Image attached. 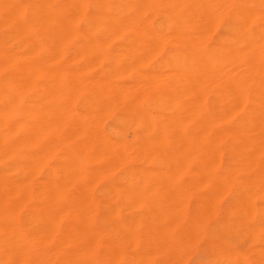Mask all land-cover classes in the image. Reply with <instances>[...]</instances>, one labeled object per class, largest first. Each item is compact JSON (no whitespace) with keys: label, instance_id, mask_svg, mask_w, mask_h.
I'll return each mask as SVG.
<instances>
[{"label":"bare ground","instance_id":"1","mask_svg":"<svg viewBox=\"0 0 264 264\" xmlns=\"http://www.w3.org/2000/svg\"><path fill=\"white\" fill-rule=\"evenodd\" d=\"M0 32V152L17 174L0 177L3 264H42V241L71 210L94 230L86 213L102 191L121 192L136 213V237L123 229L135 237L130 249L144 239L174 259L196 229L184 217L190 193L229 192L236 224L252 234L264 227V0H0ZM9 42L15 50L2 46ZM207 198L201 206H214ZM24 218L34 233L39 221L53 232L15 230ZM119 226L109 232L123 233ZM233 251V264H248Z\"/></svg>","mask_w":264,"mask_h":264},{"label":"rangeland","instance_id":"2","mask_svg":"<svg viewBox=\"0 0 264 264\" xmlns=\"http://www.w3.org/2000/svg\"><path fill=\"white\" fill-rule=\"evenodd\" d=\"M1 37H2V35H1V32H0V44H1V41H2V39H1ZM10 42L9 43H7V44H3L2 46H4V47H6V49L7 50H15L14 48H15V44H14V46H13V44L10 46ZM14 47V48H13ZM2 155H3V158H4V156L6 155L7 156V154H5L4 152H0V177L1 178H5V179H11V180H15L16 178H17V174L16 175H14V172H15V170H13V167L15 166V160L12 158L11 159V157H8V159H7V157L5 158L6 160H3V158H2ZM9 156V155H8ZM7 160H9V161H7ZM6 161V162H5ZM13 165V167H11ZM7 167V168H6ZM8 170V171H7ZM7 174H6V173ZM16 173V172H15ZM3 176H5V177H3ZM192 192V191H191ZM104 193V191H102V193L98 196V199H100V197H102L101 199H100V202L102 201V204L99 206V207H97V208H93V209H96L95 210V212L94 213H91V212H88V213H90V216H89V214L88 213H86V212H84V215H85V213L88 215V221H87V223L88 222H90L89 224H92L90 227H94V230H95V228L98 230H100V231H98L99 233H100V236L94 231V230H92V229H90V227L88 228V229H90L89 231L87 230L86 231V222H85V225L86 226H84L82 223H81V221H82V217L80 216L81 215V211H84L82 208H80L81 209V211L80 212H78V213H80V215L78 216V217H81V221L79 220H77V219H79V218H77L76 219V209H75V207L73 208V210L75 211V215L73 214V211L71 210V214H69L68 213V216H66L67 214L64 212V211H61V210H64L63 208L60 210L61 211V213H65L64 214V218L62 217L63 215L61 214L60 216H61V218L58 216L57 218H59L58 220L61 222V223H59V221L57 222V224H59L58 226L57 225H55L56 224V222H54V220L52 219V224H54L56 227L55 228H57V231L58 230H60V231H58V233L57 234H55V233H53L54 235H52V237H51V234H50V236H49V241H48V239H44L42 242H44L45 243V245H44V247H43V245H42V243H41V245H42V247H43V251H45L44 252V258L46 257V259H44V261H46L47 263L46 264H56V262H57V264L58 263H60V264H79L80 262H81V260L83 261H86L85 260V258L83 259V257L81 258V256H79L80 254H79V249L81 250V248L83 249V245L84 244H86L87 246H88V243H89V245H90V242L89 241H87V239L88 238H90V241H92V243H93V241H95V248H94V250H93V246H88V247H90V249H87L88 247H86V245H84V248H85V250L83 251L82 250V252H85V251H87V254L88 255H86L85 253H83L82 255L84 256V255H86V256H84V257H87L86 259H87V262H89L88 264H90V261L92 260L93 262H91V263H93V264H108V262H109V264H111V263H113L112 261H114L115 260V256L116 255H118L119 254V252H117L118 254H116V251L115 250H117L118 251V248L117 247H120L119 249V251H120V253H121V257H120V259H117L118 257L116 256V260H118L115 264H137V263H140V264H147V260H145V259H148L149 257L152 259V262H153V264H175V262H179V261H176V260H183V261H180L182 264H217V262H218V264H233L234 262L232 261V258L228 255V253H229V251H233V250H235V251H233V252H236V253H238V254H241V255H244L245 257H246V261H247V263L248 264H264V258H262L263 256H262V252L264 251V245H262V243L264 244V227H260L256 232H255V234H252V233H250L249 231L247 232L246 230H245V228H244V226H243V224H236V220H240V218H241V212H240V210L235 206V205H233L232 203H231V194L229 193V192H226V191H218V192H209V191H197L196 193H194L195 195H193V193H190V194H188L189 195V197L187 198L188 199V201L187 202H185L186 203V212H185V215H184V217L185 218H191L192 220H193V223L195 224V226H196V229H195V231L192 233V234H190V235H187L185 238H183V240H182V242H184L185 243V245H184V243H183V245L182 246H180V248L182 249V250H180L179 249V253H177V255H179V254H181V257H179V259L178 258H173V257H175V256H173V254L171 255V254H169V253H160V252H155V250L154 249H152V248H149L147 245H144L145 244V242H144V239L142 240V242H139V243H136V244H134V247L132 248V249H130L131 248V245H132V243L134 242L135 243V237H136V230H135V222H136V213H134L133 214V212L130 210H128V212H126L127 210V206H128V204H127V201L125 200V198H124V200H123V196H121V195H119V193H121V192H118V197L116 198V199H114V194L112 193V192H109L108 193V191H105V195L103 194ZM187 193H189V192H187ZM204 193V194H203ZM108 194V195H107ZM199 194V195H198ZM212 194V195H211ZM213 194L214 195H216V196H213ZM104 195V196H103ZM110 195H112V196H110ZM185 195V194H184ZM198 195V196H197ZM204 195V196H203ZM208 195V196H207ZM230 195V196H229ZM152 196V198H156V197H158V194H152L151 195ZM156 196V197H155ZM193 196V197H192ZM200 196H202V197H200ZM213 196V197H212ZM217 196H219L218 198H217ZM107 197V198H106ZM187 197V196H186ZM191 197V198H190ZM204 197H208L207 199L208 200H211V201H213L212 203H214V206H211L210 204H207V205H205V206H201V200L202 199H204ZM210 197V198H209ZM215 197V198H214ZM105 198V199H104ZM120 198L122 199V201L120 200ZM181 198H184L183 197V195L181 196ZM190 198V199H189ZM193 198V199H192ZM118 199V200H117ZM213 199V200H212ZM105 200H107V201H105ZM184 200V199H183ZM184 200V201H185ZM217 200V201H216ZM259 200V198H257V200H256V203L259 205L260 203H261V201H258ZM124 201H125V203L127 204V206H126V204L124 203ZM183 201V202H184ZM116 202V203H115ZM106 203V204H105ZM123 204V205H122ZM231 204V205H230ZM125 207V209H122L121 207ZM125 205V206H124ZM190 205V206H189ZM192 205V206H191ZM129 206H131V205H129ZM108 208V210L110 211V209H111V213H109V211L107 210V208ZM118 207H120L119 209H118ZM204 207V208H203ZM219 207V208H218ZM66 208V207H65ZM68 208V207H67ZM69 208H72V207H69ZM68 208V209H69ZM110 208V209H109ZM115 208V209H114ZM210 208V209H209ZM87 209V208H86ZM86 209H85V211H86ZM129 209H132V208H129ZM65 210H67V209H65ZM87 210H92L91 208L90 209H87ZM120 210V211H119ZM133 210H134V207H133ZM29 210H25V211H23L22 213L25 215V212H28ZM31 211V210H30ZM55 211V213H57V211H59V209L58 210H54ZM53 211V212H54ZM77 211H78V209H77ZM229 212V214H227L228 212ZM31 212H32V214H31ZM31 212H29V213H27V215L28 216H25L26 218H28V220H29V215L31 214V215H36L37 213H35V212H33V210L31 211ZM67 212V211H66ZM35 213V214H34ZM116 213V214H115ZM131 215H130V214ZM186 213H188V215H187V217H186ZM50 214H52L51 213V211H50ZM58 214V213H57ZM74 216H73V215ZM82 214H83V212H82ZM104 214V215H103ZM107 214V215H106ZM53 215H55L54 213H53ZM71 215V216H70ZM87 215H85V216H87ZM92 215V216H91ZM94 215V216H93ZM129 215V216H128ZM134 215V216H133ZM213 215H214V217H213ZM33 216H31V217H33ZM66 216V217H65ZM83 216V215H82ZM85 216L83 217V218H85ZM122 216V217H121ZM191 216V217H190ZM55 217V216H54ZM53 217V218H54ZM91 217H93L92 219H91ZM126 219H125V218ZM36 217L34 216V219H35ZM63 218V219H62ZM74 218V220L72 221V219ZM104 218V219H103ZM121 218V219H120ZM122 218H124V219H122ZM130 218V219H129ZM135 218V219H134ZM32 219V218H31ZM31 219H30V222H31ZM65 219H67L68 220V222L67 221H65ZM89 219H91V221L89 220ZM112 219H114V222H116V221H118V225H121V226H119V227H121V229H119V227L118 228H116V230H120V231H122L123 229L126 231H128V232H130L131 233V230H133V229H130V227H133L134 228V231L135 232H133L132 231V236H135V237H132L131 238V235H130V233H129V235H128V233L127 232H125L124 230H123V233L122 232H117L116 234H120V235H117L116 236V234L115 233H113V232H109V230H110V227H111V230H113V228L112 227H114V229H115V226H118V225H116L117 224V222H116V224H114L113 223V220ZM218 219H220V220H218ZM27 220V219H26ZM33 220V219H32ZM37 220V219H36ZM69 220H70V222H69ZM97 220V221H96ZM101 220H102V222H104L103 224H105V223H107L106 225H107V227H108V223H109V227L108 228H106V230L105 229H103V228H105L106 226L104 225V227H102L103 225H102V222H101ZM112 220V221H111ZM129 222V223H131L130 225H129V223L127 222V221ZM135 220V221H134ZM22 221L24 222V223H22ZM20 220V221H18L17 222V224H18V227L20 228H15L16 227V225H15V227H14V229L15 230H17V231H20V232H24V233H26V234H29V235H31L30 233H31V231H32V233H34L35 231H36V228H34V224H32V223H27V222H29V221H25V218H24V220ZM56 221V220H55ZM74 221H78V222H80V223H76V222H74ZM86 221V220H85ZM98 221H99V223H98ZM106 221V222H105ZM132 221H134V225L132 224ZM35 222V225L36 224H38V223H36V222H38V220L37 221H34ZM64 222V223H63ZM74 223V224H76L75 226L76 227H74L73 225L74 224H72V225H70V223ZM96 222H97V224H96ZM101 222V223H100ZM113 224H112V223ZM254 222L256 223V219L254 220ZM1 223V222H0ZM25 223H27V225H23L22 226V224H25ZM63 223V224H62ZM69 223V224H68ZM83 223H84V221H83ZM123 223H124V225H123ZM126 223V224H125ZM219 223V224H218ZM236 225H235V224ZM32 226H31V225ZM77 224H80L79 225V227L80 228H77ZM88 224V225H89ZM51 225V224H50ZM49 225V226H50ZM66 225H67V227H70V229H71V232H70V230H69V228H67L66 230L64 229V228H66ZM70 225V226H69ZM99 225V226H98ZM110 225H112V226H110ZM129 225V226H128ZM133 225V226H132ZM4 226H5V229L7 228L6 227V225H4L3 223H2V230H0L1 231V233H2V231H4L3 229H4ZM26 226V227H25ZM30 226V227H29ZM74 228V230H72V227ZM30 228V230H29V228ZM31 227L34 229V231L31 229ZM36 227L38 228V232H36V233H34L35 235L37 234V233H41L42 235H44V233H46L47 234V232L46 231H52V226H50V229H49V227L47 226V228L45 229V225L44 224H42V223H40V221H39V224H38V226L36 225ZM59 228V229H58ZM128 228H129V230H128ZM13 229V228H12ZM27 229H28V231H27ZM42 230V231H40L39 232V230ZM48 229V230H47ZM82 231H81V230ZM108 229V230H107ZM14 230V231H15ZM22 230V231H21ZM53 230H54V228H53ZM66 233V235L68 236V238L64 235L65 233L63 232V231ZM67 230H69V231H67ZM77 231V233H81V236L79 235V234H77V233H75V235L77 234V236H75V235H73V233H74V231ZM81 231V232H78V231ZM27 231V232H26ZM30 231V232H29ZM51 231L49 232V233H51ZM56 231V232H57ZM75 231V232H76ZM113 231H115V230H113ZM259 231H261V232H259ZM53 232V231H52ZM59 232H60V234H61V232H62V234L63 235H59ZM87 232H89V235L87 234ZM101 232H102V234H101ZM116 232V231H115ZM68 233V234H67ZM73 235H71V234ZM104 233V234H103ZM107 233V234H106ZM125 233V234H124ZM133 233H134V235H133ZM258 233H259V235H258ZM33 234V235H34ZM86 234L88 235L87 237H86ZM106 234V235H105ZM109 234V235H108ZM115 234V238H113V236L112 235H114ZM101 235H102V237L104 236L105 237V241L106 240H109V241H106V242H103L104 241V239H101L102 237H101ZM126 237H125V236ZM55 236H56V238L58 237V239H55L54 240V238H55ZM61 236V237H60ZM65 236V237H64ZM90 236V237H89ZM94 236H95V239H94ZM111 236V237H110ZM118 236H121V238L119 237V239H118ZM122 236H124V237H122ZM212 236V237H211ZM242 236V237H241ZM244 236V237H243ZM248 236V237H247ZM64 237V238H63ZM69 237L71 238V240L69 239ZM73 237V238H72ZM142 237H143V235H142ZM74 238H78V240H76V241H74L75 239ZM81 238H83V239H81ZM123 238H125V241H124V243H123ZM127 238V239H126ZM69 239V240H68ZM94 239V240H93ZM115 239H117L116 241H117V243L115 242ZM123 239V240H122ZM132 239H134V240H132ZM246 239H247V241H246ZM52 240V241H51ZM73 240V241H72ZM89 240V239H88ZM103 240V241H102ZM120 240V241H119ZM129 240V241H128ZM252 242H250V241ZM51 241V242H50ZM56 241V242H55ZM60 241H61V243H60ZM81 241H83L82 243H81ZM101 241V242H100ZM111 241V244H108V242H110ZM126 241H128L129 243H128V246H129V249H128V247H126L127 245L125 244V242ZM133 241V242H132ZM196 241V242H195ZM59 242V243H58ZM77 243V244H75V243ZM88 242V243H87ZM100 242V243H99ZM103 242V245L101 244ZM213 244H212V243ZM248 243V245L247 244H245V243ZM43 243V244H44ZM57 243H58V245H57ZM63 243V244H62ZM107 243V247L106 246H104V244H106ZM114 243L115 244H117V245H114ZM130 243H131V245H130ZM51 244H52V247H53V250L56 252L57 250H58V252L60 251L61 253V255L59 254V255H56L55 257H57V256H59L60 257V260L58 259V258H56L55 260L56 261H54V253H53V250H52V247H51ZM60 244V245H59ZM62 244V245H61ZM66 244H68V246H70L69 247V249L67 248L68 246L66 245ZM80 244H82V245H80ZM100 244V245H99ZM188 244V245H187ZM197 244V245H196ZM217 244V245H216ZM41 245H39V246H41ZM54 245V246H53ZM65 245V246H64ZM76 245H77V247H76ZM92 245V244H91ZM101 245H102V247H101ZM126 245V246H125ZM141 245V246H140ZM142 245H144V246H146L147 247V249L146 250H144L145 248L143 247L142 248ZM221 245V246H220ZM57 246V248H55ZM62 246H63V248H62ZM73 246H74V248H73ZM112 248V250H111V248ZM117 246V247H116ZM184 246V247H183ZM220 246V247H219ZM51 252V250H52V254L49 252V251H47V250H45L46 248ZM59 247L60 248H62V249H60L59 250ZM108 247L110 248V250L113 252V254L111 253V252H108L109 250H108ZM139 247V248H138ZM193 247V248H192ZM36 248H38V250L36 249V251H38V253H39V247H36ZM73 248V249H72ZM96 248H98V249H96ZM105 248H106V250H105ZM114 248H116V249H114ZM127 248V249H126ZM142 248V249H141ZM185 248V249H184ZM251 248V249H250ZM253 248V249H252ZM40 249H41V247H40ZM55 249H57V250H55ZM139 249H140V251H139ZM151 249V250H150ZM223 249V250H222ZM42 250V249H41ZM62 250H64L63 252H62ZM74 250L76 251V255H75V253H74ZM108 250V251H107ZM114 250V251H113ZM138 252H137V251ZM149 250V251H148ZM187 250H189V251H187ZM195 250V251H194ZM205 250H206V252H205ZM220 250V251H219ZM248 250V251H247ZM252 250V251H251ZM71 251V252H70ZM77 251H78V253H77ZM89 251V252H88ZM146 251V252H145ZM181 251V252H180ZM242 251V252H241ZM259 253H258V252ZM69 252H70V255H69ZM92 252V253H91ZM137 252V253H136ZM147 252H148V254L150 255V252H151V255L150 256H148V254H147ZM154 252V253H153ZM182 252H183V254L184 255H182ZM243 252H245L244 254H243ZM253 252V253H252ZM1 250H0V259H1V262H2V257H3V255H1ZM37 253V252H36ZM41 254H43L42 252H40ZM62 253H65V254H62ZM80 253H81V251H80ZM98 253V254H97ZM108 255H107V254ZM125 253V254H124ZM128 253H129V255H128ZM131 253V254H130ZM145 253V254H144ZM189 253V254H188ZM251 253V254H250ZM46 254H47V256H46ZM51 254V255H50ZM56 254V253H55ZM79 254V255H78ZM116 254V255H115ZM122 254H124L125 256L123 257V255ZM139 254H141V255H139ZM156 254V255H155ZM168 254V255H167ZM50 256V258H52V259H50L49 258V256ZM69 255V256H68ZM78 255V256H77ZM112 255H114V256H112ZM135 255V256H134ZM166 257H165V256ZM228 255V256H227ZM52 256V257H51ZM72 256V257H71ZM110 256L112 257V260H111V258H110ZM136 256L138 257V258H136ZM140 256V257H139ZM144 258H143V257ZM148 256V258H146ZM170 256V257H169ZM180 256V255H179ZM223 256V257H222ZM243 256V258H245ZM251 256V257H250ZM97 257V259H95ZM107 257V258H106ZM133 258L132 260V263H131V261L129 260V259H131V258ZM184 257H185V261H184ZM187 257V258H186ZM218 257V258H217ZM229 257V258H228ZM4 258V257H3ZM63 258H64V260H63ZM69 258H72L71 259V261H70V259ZM75 258H79V259H77L78 261H76L75 260ZM90 258H91V260H90ZM113 258H114V260H113ZM126 258H128V260L127 261H124ZM168 258V259H167ZM170 258H172V260H171V262H170ZM251 258H253V259H251ZM58 259V260H57ZM81 259V260H80ZM124 259V260H123ZM135 259H137L136 260V262H135ZM140 259V260H139ZM157 259V260H156ZM164 259V260H163ZM173 259H174V261H173ZM256 259V260H255ZM53 260V261H52ZM66 260V261H65ZM90 260V261H89ZM109 260V261H108ZM111 260V261H110ZM163 260V261H162ZM263 260V261H262ZM6 260L4 259L3 260V262H5ZM10 261H12L11 262V264H15L16 262H15V260H10ZM9 261V259H7V263L6 264H10V263H8V262H10ZM44 261H42V264L44 263ZM59 261V262H58ZM61 261V262H60ZM139 261H141V262H139ZM158 261V263H156ZM230 261V262H229ZM255 261V262H254ZM3 262H2V264H3ZM78 262V263H77ZM87 262H85V263H87ZM96 262V263H95ZM115 262V261H114ZM127 262V263H126ZM144 262V263H143ZM179 262V263H180ZM257 262V263H256ZM176 263V264H177ZM180 263V264H181ZM1 264V263H0ZM5 264V263H4ZM17 264V263H16ZM37 264H41V262L40 263H37ZM45 264V263H44ZM81 264V263H80ZM82 264H83V262H82Z\"/></svg>","mask_w":264,"mask_h":264}]
</instances>
